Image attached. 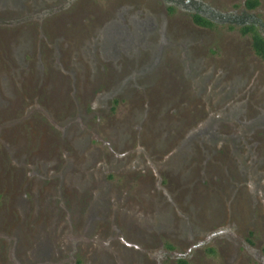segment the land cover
<instances>
[{
    "label": "rangeland",
    "instance_id": "rangeland-1",
    "mask_svg": "<svg viewBox=\"0 0 264 264\" xmlns=\"http://www.w3.org/2000/svg\"><path fill=\"white\" fill-rule=\"evenodd\" d=\"M245 2L202 4L240 14ZM162 4L0 0V21L23 22L0 25V68L8 71L15 53L18 64L0 73V264H43L29 255L39 248L46 264H178L176 255L189 264H264V60L238 28L200 30L182 8L160 12L171 23L167 36L186 29L200 51L191 64L202 63L184 65V53L161 50L158 40L121 50L116 39L160 20ZM247 11L264 22V0ZM158 49L165 60L151 57ZM219 111L231 113L229 124L204 120ZM203 120L198 132L213 131L214 142L230 136L215 144L226 162L182 180L186 172L163 161L179 157ZM250 135L254 170L247 163L256 158L231 155ZM165 179L174 182L163 197L178 203L171 215L176 226L184 220V233L153 212ZM179 196H189L191 212ZM167 244L175 248L162 254Z\"/></svg>",
    "mask_w": 264,
    "mask_h": 264
},
{
    "label": "flooded vegetation",
    "instance_id": "flooded-vegetation-1",
    "mask_svg": "<svg viewBox=\"0 0 264 264\" xmlns=\"http://www.w3.org/2000/svg\"><path fill=\"white\" fill-rule=\"evenodd\" d=\"M163 1V6H158L154 9V11L157 13V15L161 18L160 20H152V21H143L144 26L142 30H139L138 27L135 25H131L133 27H128V36L124 37H119L118 39H116V41L118 43L122 42L124 45L120 47L121 50H124L125 47L133 45L132 43H134V41H136L140 47H142L143 49H147L148 47H150V45L152 43H154L155 41H159V49H161L160 47H162L163 45H172L173 47H175V50L177 51H181L182 53H184V57H180L181 61H183L184 65H197L198 63H202V62H198V63H194L191 64V61H195L200 57V51L198 50V45H196L198 43V41H195L193 36H191L190 34L186 33V29L185 32L183 33L184 35L179 36L178 38L172 37V36H167L170 32H171V23L168 19H166L167 15L162 17L160 15V12L166 11V13L175 16V12L178 11L180 8H182L185 12L186 15L190 17L191 21L190 23H192L193 27H196L200 30L203 31H212V29H214L215 27H217L220 23L226 24L229 29H235L238 28L240 33L242 34V29L247 27V26H253L263 37H264V22L262 21V19L256 18L255 15L253 14H249L247 10H253L254 8L258 7L260 5V0H259V5L254 7V8H250L248 7L247 3L249 0H246L245 2V7L246 9H244L242 11V13L238 14V12L236 11H230L228 13H218L214 10H208L209 7H207L206 5L202 4V2L204 0H161ZM46 11V10H45ZM196 15H201L203 17H205L208 21H210L212 23V25H204L201 22H197L195 19ZM171 16V17H172ZM45 17V16H44ZM163 21V23H162ZM23 23L20 20L18 21H8V20H4V21H0V25H10V26H14L17 24ZM162 23V24H161ZM41 28V25L38 27ZM39 30V29H38ZM33 31V30H32ZM138 32V33H137ZM20 34V33H19ZM139 34V36H138ZM158 35V37H157ZM243 37H251V43H252V47H253V37H252V33H247V34H242ZM21 39H18L15 41L18 43H20ZM171 40V41H170ZM144 46V47H143ZM130 48V47H128ZM133 49H136L137 47L134 46L132 47ZM131 48V49H132ZM158 49V51L155 50L154 53L151 54V57H156V58H163V60H165V54L163 52H160ZM254 49V48H253ZM137 50V49H136ZM162 50V49H161ZM255 54H257V52L254 50ZM161 53L163 55H161ZM172 52H170L168 54L167 57L171 56ZM260 58H262L264 60L263 57H261L260 55H258ZM5 62L3 65L6 66ZM17 54L15 53L13 55L12 58V62L10 64V68L8 69V71L10 73H14V71H16L17 67ZM203 67H199L198 69H196V73L195 75H201L203 73ZM7 70H5V67L0 68V73H2V76L7 77V75H9ZM207 75V73H206ZM39 91H42V87L39 88ZM45 93V92H43ZM226 106L228 107L229 104L227 103ZM31 112H34V110H31ZM211 118V120L213 122H215V125L218 127L220 126L223 122L224 124H229V119L231 118V113H223L221 111H219V113L212 115V117L209 115L206 119ZM202 121L200 125H196V130L194 131V133H190L188 137L190 143L183 146L182 148L180 146L177 147L176 151L174 152L177 156H179L177 159H169V160H165L163 161L165 167L169 170V169H176V170H184L186 173L183 174L181 176L182 180H184L186 177H188L189 179L191 177H194L195 173L199 170L201 171V169L203 170L202 175H207V173L205 172V169L208 168V170L210 171L211 169H214L215 167L220 168L222 166V164L226 161H224L223 158L219 157L222 156L224 157V152L221 155H218V150L217 147L215 146V144L217 145H221L224 141L228 140L230 136L223 138L224 136H227V133H223L220 134V138L218 141L214 142L213 139L209 138V137H213V131L211 132H205L203 130L198 132V126H202L204 123H208V121ZM243 126H246L244 123L242 124ZM215 127V126H214ZM213 129V127L209 126V130ZM216 129V128H214ZM243 130V129H242ZM242 130H238V133L232 129V133H237V136H241L242 135ZM231 132V131H230ZM243 132H245L243 130ZM217 133L215 132V135ZM214 135V136H215ZM126 135L124 134H120L118 137V144L119 146L123 147V143L126 139ZM196 138L197 140L194 141V143L192 144L193 139ZM237 138V137H236ZM114 139L117 141V136L114 135ZM239 141L241 143V145L239 146V148L235 151L232 150V154L231 155H236L237 157L243 159V160H247L250 157L252 159L256 158V155L253 153L252 149L253 146L255 147V150H258L256 148V145H253V135L248 136V138L243 139V138H239ZM228 146L225 145L223 147V150L225 152H229L230 149L227 148ZM227 155V154H226ZM259 159L256 158L254 160V162L251 163H247L248 168L251 170H254V167L257 168V163H258ZM161 162V164H163ZM246 166V165H245ZM196 178V177H195ZM174 181L170 180H166L163 183V187H161L159 189V194L158 195H154L157 204H153L156 205V210H154L153 212L155 213L157 218L161 217V220L163 219V222L170 224L169 226L176 228V230L178 229L180 231V233H184L188 228L186 226V224H184V220L179 222L178 220V225L176 226L175 222H174V217L171 215V210L177 208V204L176 202H174V199L168 195V201L165 200V198L163 197V194H166V191L168 190V188H172V184ZM145 201H149L150 198H144ZM179 200V205L182 208H185L186 210H188L187 212H191L189 205L193 204L192 200L189 199V196H179L178 197ZM198 200V199H197ZM161 201V202H160ZM161 203V204H160ZM216 209L219 210L218 207H215ZM212 209V208H210ZM216 209H213V211L215 212ZM217 211V210H216ZM212 212V211H211ZM226 227L229 228V226L227 225ZM225 228V227H224ZM223 229V228H222ZM222 229H220V232L222 231ZM206 235H208L209 233L206 232ZM1 237V236H0ZM1 243V242H0ZM16 245H19V243H15L14 248L17 249ZM200 244H198L197 246H199ZM165 247L168 248L170 251L174 250L175 246L174 245H164L162 246V249L160 250V252L162 254H167L165 253ZM210 247V246H209ZM207 247V251L209 252H214L215 249L214 247L211 246V248ZM100 250H107L109 251L108 248L102 249L100 248ZM24 254V253H22ZM29 255L33 258V260L35 259L36 261H40L43 264H46V260L44 258V255H46V251L44 248H39L37 251H35L34 253H29ZM177 257V263L179 264L181 260H185L188 263L186 257H183V255H176ZM28 258V257H27ZM161 261H159L160 263Z\"/></svg>",
    "mask_w": 264,
    "mask_h": 264
},
{
    "label": "trees",
    "instance_id": "trees-1",
    "mask_svg": "<svg viewBox=\"0 0 264 264\" xmlns=\"http://www.w3.org/2000/svg\"><path fill=\"white\" fill-rule=\"evenodd\" d=\"M247 5L250 8H254L259 5V0H249ZM195 19L197 22H201L204 25H212L210 21L201 15H196ZM241 31L242 34L252 33L253 48L258 55L264 58V37L253 26H247ZM179 264H187V262L185 260H181Z\"/></svg>",
    "mask_w": 264,
    "mask_h": 264
}]
</instances>
